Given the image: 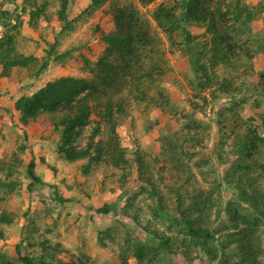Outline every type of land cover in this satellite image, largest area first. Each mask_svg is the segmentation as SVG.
<instances>
[{
  "label": "rangeland",
  "instance_id": "1",
  "mask_svg": "<svg viewBox=\"0 0 264 264\" xmlns=\"http://www.w3.org/2000/svg\"><path fill=\"white\" fill-rule=\"evenodd\" d=\"M161 1L149 4H142L140 0L108 1L79 17L72 29L61 34L62 22L58 18L60 0H37L39 5L46 2L47 7L46 13L37 19L36 24L30 21V12L35 5H31L33 0H0V38L15 36L19 53L35 55L39 61H43L49 44L55 42L56 36L59 39L57 53L39 74L35 73L37 67L31 65L14 67L8 75H3L0 65V162L6 163L4 169L0 170V179L18 181L12 191L0 186V214L7 212L12 217L10 222L0 219V264H24L17 254V245H20L23 254L43 259L47 264H121V254L125 252L129 264H212L201 249H193L191 260L181 252L180 244L183 238L188 237L174 220L177 196L180 184L187 179L190 180L186 181L183 190H187L188 195L200 186L210 191L214 179L224 181L225 171L237 159V152L231 138L222 146L220 140L224 133L234 128L236 120L252 119L264 136V80L260 74L264 71V53L255 55L253 68L247 73L243 74L244 66L234 71L231 67L220 70V73L227 72L229 77L243 82V90L236 96L238 104L232 112L226 111V107L232 103L229 98L219 101L217 105L210 102L204 109L198 107L195 112L197 119L210 124L205 144L196 151L193 142H187L186 150L192 153L193 158L190 161L186 157L185 161L180 160V147L174 148L175 133L181 131L187 119L184 114L192 113V103L202 101L196 94L197 75L187 55L183 54L180 46L170 44L167 34L153 18V10ZM245 1L258 5L261 0ZM88 2L70 0V18L80 14ZM113 2H132L150 22L152 35L157 39L159 48L166 53L167 68L161 77H156L151 83L150 80L144 81L143 85H153L149 88V100L134 97L130 84L132 70H121L112 86L104 87L91 98L92 117L99 119L98 111L104 109L107 101L125 102L126 113L118 116L117 130L121 142L131 158L134 150L138 149L144 164V175L154 183L163 204L173 216L170 218L154 212V199L147 189L148 183L139 178L137 164H134L131 175L123 185V170L114 167L108 156L94 164L89 172L83 170L87 158L76 161L64 158L57 150L61 135L55 124L60 121L61 111L44 113L25 127L20 125L19 114L14 111V102L19 96L33 93L56 77H94L95 63L107 46L102 36L113 29ZM252 28L256 35H263L264 11L253 21ZM191 29L197 35H205L202 38L208 36L205 26L194 25ZM65 52L68 53L66 56H57ZM161 85L167 101L160 102L158 106V101L153 102L151 97H159L158 86ZM242 97L248 101L241 103ZM256 100L261 102L260 105L255 104ZM218 111L226 116H220ZM9 112L14 114L11 116ZM219 117L221 124L225 125L223 129L217 122ZM95 125L96 122H92L87 126L77 142L86 146ZM100 126L101 131L94 140L107 142L110 137L109 125L100 121ZM23 144L25 149L22 150ZM219 151L223 152V159ZM31 158L36 160V171L42 182L29 191L27 184L31 178L27 165ZM249 162L254 165L250 172L258 177V188L264 198V143L253 150V157L242 161L243 165ZM198 163L202 166L199 167ZM10 166L13 168L12 175H8ZM56 188L59 195L69 200L61 201L55 193ZM236 192L234 187L223 182L222 196L215 192L214 197H222L223 201L235 199ZM129 200L131 204H127ZM106 202L112 203L117 215H100L96 212V208ZM244 205L248 207L246 213L253 216L250 213L254 211L253 207L246 203ZM223 207L224 202L220 204V208ZM216 214L215 207L211 215L214 228L219 234L229 231L225 227L229 225L227 216L218 219ZM153 233L168 238L171 250L161 245L158 237L151 239ZM257 233L264 246V217ZM135 241L145 245V257L141 262L134 256ZM228 251L235 255L238 252L234 246ZM262 259L264 261V252ZM36 264L40 263L37 261Z\"/></svg>",
  "mask_w": 264,
  "mask_h": 264
},
{
  "label": "trees",
  "instance_id": "2",
  "mask_svg": "<svg viewBox=\"0 0 264 264\" xmlns=\"http://www.w3.org/2000/svg\"><path fill=\"white\" fill-rule=\"evenodd\" d=\"M88 1L89 4L80 14L70 18L68 13L70 0H60L58 18L62 22L61 34L72 29L79 17L87 12L91 13L112 0ZM155 1L157 0H140L142 4ZM33 4L35 5L30 12V21L31 24H36L37 19L46 13L47 3L39 5L37 0H33L31 5ZM111 10L113 29L102 36L107 46L104 54L95 63L94 77L73 75L56 77L33 93L19 96L14 102V111L19 114L22 127L37 120L44 113L61 111L60 121L55 124L60 129L61 135L57 150L64 158L69 161L87 158L88 161L83 166V170L89 172L94 164L100 163L105 156H108L114 167L123 170V185L126 184L128 175H131L132 167L137 164L139 178L148 183L147 189L152 195V200L154 199V212L159 216L170 218L173 216L163 204V199L158 194L154 183L144 175V164L138 149L134 150V156L131 158L128 149L121 142L117 126L118 116L126 113L125 102L123 100L107 101L104 109L98 111L99 119L95 120L92 117L91 98L99 94L104 87L112 86L121 70L125 68L132 70L130 84L134 97L149 100V88L153 86L150 84L151 81L161 77L167 68L166 53L159 48L157 39L152 35L151 24L140 10L132 2L124 4L113 2ZM263 11L264 0H261L258 5H250L245 0H163L153 10V18L158 27L167 34L170 44L180 46L183 54L187 55L190 66L197 75L198 82L195 88L198 93L196 94L202 101V103L200 101L192 103V113L184 114L187 119L181 131L175 133L174 148L180 147V160L185 161L186 157L187 161H190L193 158L192 153L186 150L187 142L192 141L196 151L205 144L210 124L197 119L195 112L198 107L204 109V106H208L210 102L217 105L219 101L226 98L232 101L231 105L226 107V111L232 112L237 106L236 96L243 90V82L240 83L229 77L227 72L220 73V70L231 67L234 71L244 66L243 74L247 73L253 68L255 55L264 53V33L258 36L252 28L253 21ZM194 25L205 26V34L208 36L202 38L205 35L195 34L191 29ZM58 41L56 36L55 42L49 44L45 59L39 61L35 55H25L16 50L15 36L7 35L6 38H0L2 74L8 75L14 67H30L31 65L37 67L35 73L39 74L48 65V60L57 53ZM66 54L68 53L57 56L64 57ZM260 74L264 80V71ZM145 80H150V83L143 85ZM158 87L159 97L155 98L153 95L151 100L158 101L159 106L160 102L167 101L164 99L167 97L162 85ZM247 101L248 99L241 98V103ZM260 103L258 100L255 101L257 105ZM218 112L220 116H226L225 113ZM9 113L11 116L14 114V112ZM234 115L235 113L231 117ZM100 121H105L109 125L110 137L107 142L94 140L101 131ZM92 122H96V125L89 135L87 145L83 146L77 140ZM217 122L223 129L225 125L221 124L220 117L217 118ZM233 127L229 133H224L220 140L222 146L231 138L233 148H236L237 152V159L231 168L227 167L225 171L224 181L214 179L213 188L210 191L200 186L195 187L189 195L187 190L183 189L190 179L180 184L174 220L184 229L188 237L183 238L180 248L190 260L193 249H201L212 264H264L263 241L257 233L264 217L263 193L258 188V177L250 172L254 167L253 163L249 162L246 165L242 163L244 158L253 157V150H257L258 146L264 143V136L260 133L258 125L252 123V119L246 121L241 118L240 122L236 120ZM21 149H25L24 144ZM219 154L223 159V152L219 151ZM225 161L228 163L227 159ZM0 164V170L4 169L5 161H1ZM198 166L201 167L202 164L198 163ZM36 167V160L31 158L27 165L28 176L31 178L27 184L29 191H32L37 183L42 182ZM12 173L13 168L10 166L8 175ZM223 182L237 190L235 199L223 201L222 197H214L215 192L222 196ZM17 183L18 181L12 179L9 181L0 179V186L9 191L14 190ZM55 193L59 195L57 188ZM59 199L69 200L62 195H59ZM130 202L131 200L127 204H131ZM222 202H224L223 209L220 208ZM244 203L253 207L254 211L250 212L253 216L246 213L248 207ZM215 207L218 219L226 215L229 220V225L225 227L230 230L222 234L214 228L215 225L211 220ZM96 212L100 215L118 214L109 202L97 207ZM0 219L10 222L12 217L5 212L0 214ZM150 237L153 240L158 237L159 243L171 250L168 238L159 237L155 233ZM233 246L238 250L236 255L228 251ZM16 251L24 264H36L37 261L40 264H47L43 259L23 254L20 245L16 246ZM133 252L138 262H141L145 257V245L135 241ZM121 264H129L127 252L121 254Z\"/></svg>",
  "mask_w": 264,
  "mask_h": 264
}]
</instances>
